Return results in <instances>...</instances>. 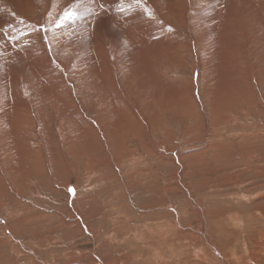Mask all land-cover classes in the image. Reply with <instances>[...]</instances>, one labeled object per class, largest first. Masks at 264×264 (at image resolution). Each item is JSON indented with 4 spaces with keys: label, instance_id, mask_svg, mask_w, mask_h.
I'll return each instance as SVG.
<instances>
[{
    "label": "rangeland",
    "instance_id": "374dc122",
    "mask_svg": "<svg viewBox=\"0 0 264 264\" xmlns=\"http://www.w3.org/2000/svg\"><path fill=\"white\" fill-rule=\"evenodd\" d=\"M14 1L0 264H264V0Z\"/></svg>",
    "mask_w": 264,
    "mask_h": 264
},
{
    "label": "bare ground",
    "instance_id": "6f19581e",
    "mask_svg": "<svg viewBox=\"0 0 264 264\" xmlns=\"http://www.w3.org/2000/svg\"><path fill=\"white\" fill-rule=\"evenodd\" d=\"M3 2H5L7 5L11 6V5H14L15 6V10H20L23 5L22 4H19L18 2H15L14 0H2ZM213 1H217V0H213ZM236 1L237 0H221V10L220 12H216L215 11V14H214V17L211 19L210 22H213V23H217L218 25L223 23L224 25L226 24L227 20H228V16L223 13L224 9H230L231 11H234L233 10V7L235 5H232L233 3L236 4ZM242 2V1H241ZM244 5V4H243ZM237 6V5H236ZM210 7L209 4L205 3V6L197 11V12H203L204 10L208 9ZM236 8V7H235ZM237 10V9H236ZM170 13H177L176 10H173V11H169ZM236 12V11H235ZM202 23V22H200ZM209 24V23H208ZM204 26V25H203ZM206 27V26H205ZM190 29V27H188V30ZM219 29V28H218ZM217 30V29H216ZM213 33V32H212ZM215 34V33H213ZM15 44V39H11V40H8V42L6 43V46L15 54L17 53H20L22 51V48H20L19 50L15 49L14 48V45ZM220 46V45H218ZM1 51V50H0ZM0 57H7L8 59H11V53H7V54H4L2 52H0ZM14 60V59H13ZM152 63V62H151ZM153 64V63H152ZM207 241V240H206ZM212 242V241H210ZM210 245V244H209ZM213 245V244H212Z\"/></svg>",
    "mask_w": 264,
    "mask_h": 264
},
{
    "label": "snow or ice",
    "instance_id": "6c2138e0",
    "mask_svg": "<svg viewBox=\"0 0 264 264\" xmlns=\"http://www.w3.org/2000/svg\"><path fill=\"white\" fill-rule=\"evenodd\" d=\"M137 3H140L141 0H136ZM102 7V5H101ZM76 19V13L73 10H67L63 13V15L60 17V22L56 24V27L62 26L63 23H67L69 21H74ZM69 192H74L73 189H69Z\"/></svg>",
    "mask_w": 264,
    "mask_h": 264
}]
</instances>
